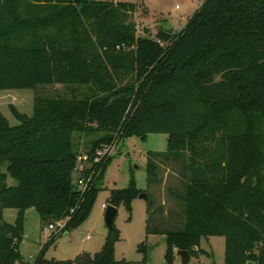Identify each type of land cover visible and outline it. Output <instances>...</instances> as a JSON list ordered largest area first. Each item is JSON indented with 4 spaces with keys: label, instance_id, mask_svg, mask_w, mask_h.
I'll use <instances>...</instances> for the list:
<instances>
[{
    "label": "trees",
    "instance_id": "16d2710c",
    "mask_svg": "<svg viewBox=\"0 0 264 264\" xmlns=\"http://www.w3.org/2000/svg\"><path fill=\"white\" fill-rule=\"evenodd\" d=\"M137 8L0 0V90L34 91L31 116L14 111L18 124L10 126L0 115V264L23 262L29 208L43 225L65 220L33 264H130L114 258V226L93 256H43L88 218L112 158L95 161L96 151L148 134L167 137L166 152L147 164L149 182L160 183L157 160H181V189H168L176 207L159 211L171 217L176 209L183 225L146 229L164 235L166 264L177 250L207 254L199 246L208 237L224 238V264H264V0H204L179 33L159 29L153 38L136 35L129 17ZM52 85L83 90L42 92ZM76 134L95 136L84 154L90 180L83 193L73 183ZM140 193L131 178L127 188L111 190L108 204L130 210ZM5 209L17 210L13 224L3 220Z\"/></svg>",
    "mask_w": 264,
    "mask_h": 264
},
{
    "label": "rangeland",
    "instance_id": "374dc122",
    "mask_svg": "<svg viewBox=\"0 0 264 264\" xmlns=\"http://www.w3.org/2000/svg\"><path fill=\"white\" fill-rule=\"evenodd\" d=\"M117 2L135 3L137 11L130 15L129 21L135 25L136 35L140 37H154L159 29H172L179 33L188 19L197 11L204 0H108ZM74 88V90L72 89ZM83 88L60 85L42 88L47 96H70L71 91H82ZM33 90H0V115L7 119L10 126H15L18 121L14 111L19 114L31 116L33 108ZM93 135H75L73 138L74 149L84 156L89 149ZM167 137L165 134H148L145 139L133 136L122 139L118 144L111 143L96 151L95 161H99L105 154L112 157L105 169L100 191L97 193L88 218L79 226L70 229L57 237L53 244L45 248L44 259L49 261L74 260L81 255L93 256L100 252L109 229L105 224V206H108L110 192L113 189H125L130 179L133 178L136 188L146 198L137 197L132 200L130 210L120 204L114 218V228L118 231L119 240L114 245V258L117 261H127L130 264H166V243L164 235L160 233L147 234L146 229L175 230L183 223L173 214L161 215L159 209L164 210L173 206L168 189H181L179 168L181 160L173 162L157 160L160 183L149 182L147 164L152 162V154L166 152ZM105 149H109L105 153ZM105 153V154H104ZM99 154V155H98ZM83 163V161H82ZM86 165V163H83ZM79 172H74L73 183L79 178ZM7 184L14 186L16 182L8 177ZM139 194V195H140ZM138 195V196H139ZM178 205V204H177ZM183 206V205H182ZM17 217L16 209H5L3 220L13 224ZM172 218V220L170 219ZM161 230V231H162ZM47 225H43L35 208L25 211V221L22 232V242L19 247L24 262L31 263L35 260L40 249L46 243L49 235ZM144 245L145 253L139 248ZM200 250L207 254L190 257L187 264H224V238H202ZM172 264H184L174 251Z\"/></svg>",
    "mask_w": 264,
    "mask_h": 264
},
{
    "label": "built area",
    "instance_id": "2783aa9c",
    "mask_svg": "<svg viewBox=\"0 0 264 264\" xmlns=\"http://www.w3.org/2000/svg\"><path fill=\"white\" fill-rule=\"evenodd\" d=\"M108 150L109 149H105V153H108ZM104 153V154H105ZM99 155V154H98ZM106 155V154H105ZM82 161H83V163H86V165H83V163H82ZM89 167V165H88V163H87V157L84 155L83 157H81V158H78V160H77V164H76V167H75V171L74 172H79V174H80V176H79V178H78V180H77V182H76V189L79 191V192H81V193H83L85 190H86V188H87V184H88V182H89V178L88 177H86V175H85V171H86V169ZM104 208H106V206L104 205ZM64 225H65V220H60V221H57L56 223H54V224H50V225H48L47 226V229L49 230V231H52V232H59V231H61L62 229H63V227H64ZM34 263V261L33 262H31V263H27V262H16V263H14V264H33Z\"/></svg>",
    "mask_w": 264,
    "mask_h": 264
},
{
    "label": "water",
    "instance_id": "95a60500",
    "mask_svg": "<svg viewBox=\"0 0 264 264\" xmlns=\"http://www.w3.org/2000/svg\"><path fill=\"white\" fill-rule=\"evenodd\" d=\"M167 32L172 33L173 30L168 29ZM138 197L146 198V195L140 194ZM105 209H106L105 210V224H106L107 228L109 229V231H112L113 226H114V218H115L116 213H117V208L114 206L108 205V206H106ZM176 254L181 258V260L184 264L188 263L190 256H189L187 251L177 250Z\"/></svg>",
    "mask_w": 264,
    "mask_h": 264
}]
</instances>
